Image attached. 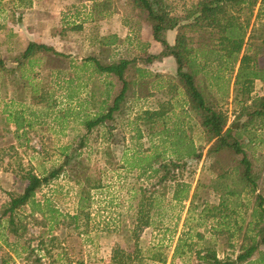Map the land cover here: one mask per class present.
Returning a JSON list of instances; mask_svg holds the SVG:
<instances>
[{
	"label": "rangeland",
	"instance_id": "1",
	"mask_svg": "<svg viewBox=\"0 0 264 264\" xmlns=\"http://www.w3.org/2000/svg\"><path fill=\"white\" fill-rule=\"evenodd\" d=\"M195 1L170 0L179 11ZM261 3L262 0H259L255 7L240 61L250 37L259 36V33L256 36L253 31ZM151 32L150 26L143 22L141 14L133 9L128 0H103L94 5L86 3V0H0V59L12 61L13 64V60L22 54L35 38L48 43L68 57L63 59L51 56L33 67L27 66L28 70L24 74L30 85L34 88H45L47 94L54 96L50 102L53 107L50 112L54 113L38 118L40 124L34 126L36 129L20 139L8 116L20 111L24 118H30L31 114L39 116L41 110L48 108L45 105L33 104L30 100L32 94L29 92L31 98L25 97L23 85L20 86V83L16 82L22 74L5 76V73L0 72V211L12 198L23 195L26 187L23 170L41 174L62 162V144L58 143V140L62 139L59 135L62 130H55L56 121L52 120L58 116L59 110H64L68 105L62 91L53 93L57 88L48 77L51 68L70 69L71 59L74 65L78 66L81 60L89 56L99 58L103 64L120 58L133 59L147 48V39L151 38ZM114 36L117 41L113 46L96 44L102 38ZM151 50L155 49L151 47ZM11 65L9 68H13ZM239 67L240 62L233 75L227 72L225 79L221 80V86L229 88V97L222 99V95L217 93V88H213L217 105L229 117L225 134L234 127L236 121V79ZM158 70L154 67V71H149L153 74L156 84L164 82L162 80L165 78L170 80V73L161 74L162 71ZM201 76L205 77L204 74ZM113 80L119 93L122 84L115 77ZM145 86L152 93L148 98H145L146 91L143 92ZM149 86L145 81L138 82L135 93L140 101L133 102L132 108L129 106L124 115L117 114L115 123L126 129L124 146L132 154L139 150L138 144L143 143H138L133 137L135 119L144 111L157 110L162 105L170 109L168 126L181 127L194 138L197 145L205 146L202 158L190 164L193 178L189 199L182 207L170 203L172 191L169 190L159 209L145 208V212L141 214L139 207L143 200H146L141 194V189L153 190L154 185L158 186V180L139 179L137 170H130L120 162L119 147H116V151L112 149L111 155L107 156L105 150L108 144H101L94 135L81 156L89 167L93 182L100 186L92 192L89 207L81 208L78 187L62 175L37 193L35 206H26L19 210L17 225L20 235L11 233L5 228L6 221H3L4 225L0 229V264H116L114 253L118 248L132 253L137 247L141 253L131 264H163L161 260L164 258L167 259L165 264H197L198 261L194 258L190 263L186 256L184 259H173L192 205L197 211L193 214L191 222L198 226L197 232L205 233L206 238L213 242L219 257L232 258L239 254L247 224L251 221L255 197L245 195L242 200L244 206L240 212L245 222L241 234L232 237L230 233L222 231V226L213 229L217 224L213 219H209L207 226L199 227L198 212L204 204H219L218 195L210 188L215 172H219L214 168V159L209 157L216 141L207 145L204 143L196 115L190 110L182 90L173 98L167 95V92H160L159 87L154 86L151 89ZM254 88V96H264V83L257 81ZM170 104L173 108H169ZM46 105L49 106L48 101ZM9 123L12 126H9ZM56 123L58 125V122ZM74 130H78L77 127L66 129L67 138L63 139L64 142L77 133ZM261 138L264 141V133ZM144 144L141 150L150 151L147 141ZM248 152L254 157L256 171L261 176L259 187L264 196V142L249 148ZM227 161L228 167L235 166L233 160ZM157 189L162 190L159 187ZM196 194L198 196L195 199ZM148 219L154 221L150 228L144 225ZM261 250L264 252V246Z\"/></svg>",
	"mask_w": 264,
	"mask_h": 264
},
{
	"label": "trees",
	"instance_id": "2",
	"mask_svg": "<svg viewBox=\"0 0 264 264\" xmlns=\"http://www.w3.org/2000/svg\"><path fill=\"white\" fill-rule=\"evenodd\" d=\"M128 1L133 9L141 14L143 22L150 26L153 39L160 44L162 51L149 53L146 50L133 59L120 58L105 64L99 58L89 56L83 66L71 64L74 77H69L72 79L68 80L71 90L64 98L69 102L75 101V106L67 108H99L102 111L90 114L83 122V137L78 138L75 144L62 146L61 164L43 175H37L28 169L23 170V178L26 181L24 193L20 197L12 198L1 209L0 229L4 225L3 221H6L5 228L15 235H20L17 225L19 210L26 206H35L37 193L62 175L78 187L81 208L90 205L92 192L100 186L93 182L89 167L81 156L91 135L95 134L101 135L108 144L105 150L107 156L111 155L112 149L116 151V147H119L120 162L130 170H137L139 179L158 180V186L154 185L153 190L141 189L142 196L146 198L139 207L141 214L145 212V208L159 209L169 190L172 191L169 202L182 207L189 199L192 188L193 171L190 170V164L202 158L205 146L197 145L194 138L181 127L168 126L170 109L165 105L157 110L144 111L135 121L134 137L138 143L143 141V145L147 141L150 151H142L143 145L138 144L139 150L130 154L124 146L126 129L112 122L117 114L122 116L126 113L130 93L138 76H145L147 67L173 57L176 60L177 73L170 82L167 95L174 98L182 90L190 110L196 115L204 143L207 145L216 141L209 157L214 159V168L219 172H215L210 188L218 195L219 204H204L198 212L199 227L207 226L209 219H213L217 221L213 229L222 226V231L230 233L232 237L241 234L245 222L240 212L244 206L242 200L245 195L253 196L256 200L251 212V221L247 224L240 252L236 257L221 259L213 242L206 238L205 233L197 232L198 226L191 222L193 214L197 211L192 205L173 259H184L186 256L190 263L194 258L198 261L197 264H264V252L261 250L264 246V196L259 187L261 176L256 171L254 157L248 152L249 148L264 142L261 138L264 133V96H254L255 83H264V0L253 31L256 36L259 33V36L250 37L241 61L240 56L259 0H196L180 11L170 0ZM173 30L177 31L175 45H171L167 39L168 32ZM116 39L115 36L102 38L100 44L113 46ZM51 56L68 58L51 46L30 42L27 49L13 60V64L12 61L0 59V72L5 73V76L22 74L16 82L20 83V86L23 85L25 97L31 98L29 92L32 94L30 100L33 104L53 108L50 102L54 96L47 94L45 88H34L25 79L24 74L28 70L27 66L33 67ZM239 62L236 79L238 94L235 101L237 116L234 127L225 134L229 117L217 105L213 88H217V93L222 95V99L229 97V88L221 86V80L225 79L227 72L233 75ZM9 65L13 68H9ZM81 67L89 73L88 81L83 82V85L80 84ZM52 69L65 73L69 68ZM202 74L206 78L202 77ZM111 76H116L123 85L116 97ZM56 83L58 90H61L66 80L57 79ZM81 87L87 89L85 96L77 92ZM47 101L49 106L46 105ZM54 103L58 106L55 100ZM169 108H173V105L170 104ZM227 160H233L235 166L228 167ZM158 187L162 190H158ZM197 196L196 194L194 198ZM144 225L150 228L154 221L148 219ZM140 253L138 247L132 253L118 248L114 253V262L131 264ZM161 262L165 264L167 259L164 258Z\"/></svg>",
	"mask_w": 264,
	"mask_h": 264
},
{
	"label": "crops",
	"instance_id": "3",
	"mask_svg": "<svg viewBox=\"0 0 264 264\" xmlns=\"http://www.w3.org/2000/svg\"><path fill=\"white\" fill-rule=\"evenodd\" d=\"M92 3L94 5V3L96 2H92V1H87L86 0V3ZM99 2V1H98ZM92 16V15H91ZM41 26V24H40ZM81 29V28H80ZM151 38H148L147 39V48L144 50H148L149 53H160L162 51V47L160 46L159 43H157L154 39H153V35H152V32L150 34ZM167 39L169 41V43L171 45H175L176 43V39H177V31L176 30H173V31H169L168 32V35H167ZM30 42H35V43H38V44H45L47 46H50L48 43L46 42H41L38 38H35V39H32ZM96 42V41H95ZM96 44H100V41H97ZM29 45V44H28ZM28 47V46H27ZM27 47L25 48V50L27 49ZM151 47L153 49H155L154 51L151 50ZM24 50V51H25ZM143 51V52H144ZM86 60V59H85ZM85 60H81L82 62H80V64L83 66V63L85 62ZM74 61L71 59V64L74 65L75 63H73ZM142 68H145L143 65H140ZM156 67L157 69H159L158 71H162L161 74L163 73H170L171 77H170V80H162L164 82H159V83H155L154 82V77H153V74L152 73H149V71H154V67ZM73 68L70 67V69H68V72L66 71L65 73H62L60 71H57L56 69H52L49 73V78L51 81V83H55V86H56V90H54L53 93L55 92H59V91H62L64 95H68V92L71 90V85L68 84V80L70 79L69 77L72 76L74 77V72H73ZM147 72L145 73V76L143 77H139L136 79V84L134 85V88L132 90V92L130 93V102L129 104L127 105V108L130 106V108H132L131 104H133V102L135 103L136 101H140V99L137 97L136 93L137 92V88H138V82H141V81H145L146 83L150 84V88L152 89L154 86L155 87H159V91L166 94V92H168V89H169V85H170V82L172 81V78H174L176 76V73H177V64H176V60L173 58V57H168V58H165L162 62H157L155 63L154 65L152 66H149L147 67ZM83 71L82 67H81V71H80V76H81V85H83V82H87L88 81V77H89V73L88 72H85ZM117 78L116 76H111L110 77V80L113 81L114 85H116L115 81L113 80V78ZM159 77V75H158ZM57 79L59 81H61L62 79H65L66 80V83H63L62 86L64 87L63 89L61 90H58V85L56 83ZM118 79V78H117ZM75 80L78 82V80L75 78ZM119 80V79H118ZM70 81H72V79H70ZM120 82V80H119ZM121 83V82H120ZM122 84V83H121ZM143 88V86H141ZM139 87L140 91H142V88ZM146 88L143 89V92L146 91V95H145V98H148L149 95H152V93L150 92V90L147 88V86H145ZM75 88L77 90V87L75 85ZM122 88H123V85H122ZM122 88H120V92L122 90ZM53 89V87H52ZM117 89V85H116V88L114 89V95H118L119 93H117L116 91ZM85 91H87L86 88H83L81 87L80 88V91H77V92H80V95H84L85 96ZM183 92V91H182ZM114 96V97H116ZM140 96V95H139ZM176 97V96H175ZM174 97V98H175ZM66 99V98H65ZM67 105L68 106H75V101H72V102H69L68 99L65 100ZM50 109L52 108H48V110H41L38 115L39 116H35V114H31L30 118H24L23 117V114L19 112L13 114H10L8 116V120H11L15 126V133L18 135V138H24V137H27L31 131H34L36 128L34 127L36 124L39 125L40 122L38 121V118H41L42 116H45V117H48V116H51L53 115L54 111L51 113ZM55 110V109H53ZM102 110L99 109V108H96V109H93V108H65L64 110H59V113H58V116L55 118H53L52 122H58V125L57 123L55 122V130H62V132L59 134L61 136L62 139H59L58 143L62 144V146H66V145H72V144H75L78 140V138L80 137H83V133H84V127H83V122L87 119L88 116L91 115H94L95 112H101ZM35 112V111H34ZM33 113V112H32ZM36 113V112H35ZM37 115V114H36ZM116 119L115 118L112 122L115 123L116 122ZM136 121V119H135ZM42 123V122H41ZM116 124V123H115ZM9 126H12L10 125L9 123ZM20 126V127H19ZM73 128L74 127H77L78 130H74L76 131L77 133L75 135H73L70 140H66L64 142V138L66 139L67 138V134H66V129L68 128ZM11 129V127H10ZM76 129V128H75ZM135 129V127L133 128V130ZM38 133V132H37ZM94 135H91V137H93ZM95 137H97V141L100 142L101 144H106L102 138L101 135H96L95 134ZM134 137V136H133ZM91 139V138H90ZM134 139V138H133ZM88 145L90 144V141L87 143ZM62 146L60 147V151L62 149ZM61 156H62V151H61ZM62 160H63V156H62ZM54 167V166H53ZM52 169V168H51ZM49 170H45L44 172H42L41 174H37V175H43L44 173L48 172ZM89 207V206H88ZM82 209H85V208H82ZM77 217V216H75ZM77 219V218H76Z\"/></svg>",
	"mask_w": 264,
	"mask_h": 264
}]
</instances>
